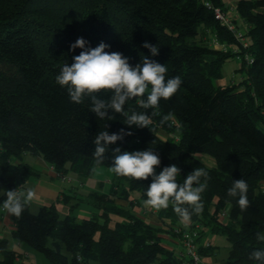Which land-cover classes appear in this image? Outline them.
I'll return each instance as SVG.
<instances>
[{
  "label": "trees",
  "instance_id": "1",
  "mask_svg": "<svg viewBox=\"0 0 264 264\" xmlns=\"http://www.w3.org/2000/svg\"><path fill=\"white\" fill-rule=\"evenodd\" d=\"M205 1L226 8L224 0H0V205L8 191L17 192L39 174L22 161L24 154L39 156L57 173L87 177L97 166L111 167L117 147L121 152L150 149L161 160L157 175L176 165L181 170L177 181L183 184L195 168L208 173L201 194L203 211L193 213L187 225L171 201L167 209L156 210L160 227L137 213L138 206L151 209L142 204L151 177L138 181L114 173L109 192H92L86 198L97 212L79 220L60 216L55 202L35 213L25 203L21 216L10 214L12 237L41 253L49 264H181L174 250L163 244L161 234L176 235L171 224L181 229L199 225L198 252L203 256L213 252L211 244H200L208 228L230 244L225 264H259L249 256L264 249L256 235L264 233V0L236 2L237 15L246 24L241 30L246 46L215 19ZM210 33L227 49L214 48L208 42ZM78 38L88 42L86 47L109 45L106 51L122 53L133 67L147 57L167 67L166 79L180 76L179 90L160 100L159 115L140 108L136 99L126 103L128 115L135 111L151 116L150 129L129 127L125 116L111 110L108 114L115 119L100 120L89 111L88 97L82 104L70 101L56 76L82 51L70 50ZM145 42L157 45L159 54L153 56L143 47ZM233 56L240 60V79L216 84L223 63ZM110 95L101 92L98 98ZM169 113L171 119L162 123ZM121 129L133 135L110 145L97 164L96 135ZM159 129L168 136L159 137ZM199 154L211 157L213 165H206ZM239 179L248 184L250 207L243 211L238 197L227 195ZM114 215L120 220L112 224ZM17 258L20 254L0 238V264H33Z\"/></svg>",
  "mask_w": 264,
  "mask_h": 264
},
{
  "label": "clouds",
  "instance_id": "2",
  "mask_svg": "<svg viewBox=\"0 0 264 264\" xmlns=\"http://www.w3.org/2000/svg\"><path fill=\"white\" fill-rule=\"evenodd\" d=\"M88 42L78 38L70 46V50L82 49L75 55L71 65L65 63L56 76V83L67 89L70 101L82 104L85 97L90 98L89 111L96 114L100 120H113L114 115H109V110L126 117L125 124L129 127L149 128L152 123L151 116L146 112L131 115L125 112V105L129 100L136 99L142 109H153L152 116L159 115L160 100L170 99L181 87L183 81L180 76L166 79L167 67L147 57L133 67L129 59L120 52H108L110 46L101 42L98 46L86 47ZM143 47L148 48L153 56L159 54L157 45L145 42ZM101 92H110L109 99L98 98ZM145 95L147 96L144 99ZM169 113L162 118V123L171 119ZM108 125H104L107 129ZM133 135L131 131L121 129L118 133L109 134L107 130L100 131L93 143L95 151L93 157L97 164L105 159L109 146L123 142L126 136ZM161 163L160 157L153 150L123 151L119 147L113 150V160L110 170L117 176L130 177L135 180L152 178V183L146 191L145 206L157 211L167 209L170 201L174 212L180 217L181 223L187 225L191 222L192 214L199 215L203 211L201 194L207 188L208 173L203 168H195L186 176L183 184L178 183L180 168L176 165L166 166L156 174V168ZM204 182L201 183V178ZM248 184L244 179L235 180L227 195L238 197L237 203L241 210L250 207L247 197ZM22 197L24 200L22 202ZM32 198L29 190L17 193L15 190L7 192V199L3 208L17 217L24 211V204ZM186 205V206H185ZM191 209V211L189 210ZM257 239L264 242V233L258 232ZM82 259V257L80 258ZM249 259L264 264V249L254 250Z\"/></svg>",
  "mask_w": 264,
  "mask_h": 264
},
{
  "label": "crops",
  "instance_id": "3",
  "mask_svg": "<svg viewBox=\"0 0 264 264\" xmlns=\"http://www.w3.org/2000/svg\"><path fill=\"white\" fill-rule=\"evenodd\" d=\"M22 161L33 165L39 172L38 176L28 178L17 191V193L24 192L25 194L29 190L32 192V198L31 200L28 201L29 209L31 204H34L33 205L34 209L38 210L39 207L43 205H48L51 202H55V206L57 209V204L59 205L61 203L60 201L62 200L64 202V204L61 207L62 215L63 216L67 214L71 215L72 209L69 208L68 206L70 201L73 200H76L75 202L86 201L87 203L92 205V203L88 202L86 199L90 193L92 192L107 193L110 191V186L108 188L104 187L103 182L96 183V187L95 184L93 185L90 184L91 186L88 185L84 177H79L72 171L66 172V174L69 177H71V180L69 182L64 181L60 179L57 172L49 164L43 161L39 156L24 154L22 157ZM111 182H108L109 185H111ZM83 187L85 188L88 187V189L86 190ZM260 187L264 189V180L260 182ZM22 199H24V197H22ZM115 202L123 206L126 205V201L123 199L116 198ZM93 208L95 209V207ZM81 210L82 213H84L81 214L84 215L82 216V218L89 216L90 215L89 213L92 212L91 209L89 208H82ZM148 210H152L151 211L152 213L149 212ZM57 211L60 214V211L58 209ZM93 212H97V211H93ZM137 213L143 216L150 224L156 227L161 226V222L157 219L155 215L156 214L155 209L153 208L145 209V211L143 210L142 213L139 212ZM14 228L15 226L10 217V213L7 212L6 210L3 212L0 210V238H6L8 240L9 247L16 250L20 254V258H17V261L18 262L23 261L25 263H33V264H49V262L45 257L44 259L37 253H34L33 249L29 248L28 245L12 237V231L14 230ZM161 235L165 240L163 243L165 246L173 250L178 249V245L174 244V242L171 240V237H169L168 234H161ZM90 264H96V263L94 261H90Z\"/></svg>",
  "mask_w": 264,
  "mask_h": 264
},
{
  "label": "rangeland",
  "instance_id": "4",
  "mask_svg": "<svg viewBox=\"0 0 264 264\" xmlns=\"http://www.w3.org/2000/svg\"><path fill=\"white\" fill-rule=\"evenodd\" d=\"M236 2H237V0H224V4H225L226 8H224L223 10L226 13L227 17L231 19L230 21L234 25V27L242 30V29H245L246 24L237 15ZM239 65H240V60L238 57L233 56V57H230L229 59H227L222 65L221 76L216 80V84L224 85L226 83H229L230 81L239 80L240 76H241V73L238 70ZM156 133L161 138H165L168 136V134L166 132H164L163 130H160V129L157 130ZM199 157L206 165H213V160L208 155L199 154ZM110 168L111 167L102 166V165L97 166L94 169L93 173L90 176L84 177V179L87 181L88 185L95 184V187H96V183L103 182L104 187L108 188L110 186L108 182H111L112 180L114 181V179H115L114 173L110 170ZM83 188L86 190L88 189V187H86V188L83 187ZM95 189H97V188H95ZM95 189H93V190H95ZM75 201L76 200L70 201L68 206H69V208L72 209L71 215L76 217L77 220L81 219L82 216H84V215H81V214H84V213H82V210H81L82 208H89V209H91L92 212L96 211L92 207V205L87 203L86 201H81V202L80 201L75 202ZM60 202L61 203L59 205L57 204V209L60 211V215L63 216L61 213V211H62L61 207L64 204V202L62 200ZM142 204H144V202ZM33 205L34 204H31L30 210L32 212H36L37 209H34ZM144 208L142 206H138L137 212L142 213L143 210L145 211ZM148 211L151 212L152 210H148ZM91 213H89V214H91ZM156 217H157V215H156ZM157 219H158V217H157ZM116 220H120V217L115 216V215L111 216V223L112 224ZM174 225H176V224H174ZM170 226H172V224ZM204 235H205L206 240L209 241L210 244L213 246V248H212L213 252L212 253H209V254L204 255V256L202 255V261L204 262V264H225V258L228 254L229 245H230L228 240L225 238V236L223 234H219L216 232L213 233L208 228H204ZM163 241H165V240L163 239ZM33 252L37 253L38 255H40L41 257L44 258V256L41 253H39L35 250H33Z\"/></svg>",
  "mask_w": 264,
  "mask_h": 264
},
{
  "label": "built area",
  "instance_id": "5",
  "mask_svg": "<svg viewBox=\"0 0 264 264\" xmlns=\"http://www.w3.org/2000/svg\"><path fill=\"white\" fill-rule=\"evenodd\" d=\"M205 6L210 9L213 12V15L215 19L218 20V22L221 25H224L227 27V29L233 31L236 38H238L240 41H243V46H246V42L244 41V36L242 34V31L240 29H235L234 25L231 23V19L227 17L224 10L218 6L212 5L209 1L204 2ZM208 42L217 49H223L226 50V45L222 42H220L217 38V36L214 33L209 34ZM236 51V49H234ZM245 58L250 61L251 58L247 55H245ZM59 178L64 181H70L71 177H69L67 174L64 173H57ZM5 201V200H4ZM3 201V202H4ZM3 202L0 205V210L3 212L5 211L3 208ZM225 211H222L221 217L224 218ZM173 232L176 233V235H169L171 237V240L174 242V244L178 245V249L174 250L175 256L178 260L181 261V264H204L202 261V255L198 252V233L197 230L199 229V225H195L192 229H181L178 225L173 226L172 225ZM204 246H208L210 244L209 241L206 240L205 236L202 237L201 243Z\"/></svg>",
  "mask_w": 264,
  "mask_h": 264
}]
</instances>
